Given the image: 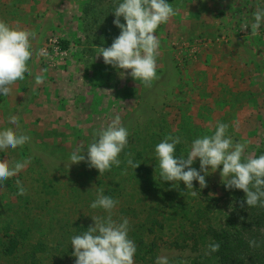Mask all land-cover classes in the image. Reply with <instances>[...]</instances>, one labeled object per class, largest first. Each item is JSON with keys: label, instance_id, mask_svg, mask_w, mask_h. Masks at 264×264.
Instances as JSON below:
<instances>
[{"label": "rangeland", "instance_id": "rangeland-1", "mask_svg": "<svg viewBox=\"0 0 264 264\" xmlns=\"http://www.w3.org/2000/svg\"><path fill=\"white\" fill-rule=\"evenodd\" d=\"M60 1L63 2L61 18L69 20L54 27L43 40L40 51L49 38L71 37L72 47L65 55H52L53 59L39 56V64L47 76L41 85H28L26 94L34 91L37 98L34 110H28L27 96L23 94L18 101L20 107L6 108V113L0 116V130L9 127L16 130V126L9 123V116L17 115L20 124L17 131L31 137L22 148L0 150V160L7 159L10 164L31 158V164L0 188V213L11 218L14 215L15 225L24 221L13 214L24 205L8 185L10 182L15 185L17 180L24 183L31 200L26 207L32 209L25 220L36 225V237H49L50 215L78 211L69 199L70 190L95 188L94 182L88 179L95 177L96 169L89 168L83 161L68 167L70 154L80 148L86 156L93 136L116 115L120 116L129 136L140 130L146 135L156 124L167 125L166 121L171 124L170 121L181 118L196 132L201 131L200 137L213 134L217 123L228 124V135L234 142H248L245 156H255L264 147V78L255 77L254 89L260 99L244 91L248 84L240 79L252 71L243 61L253 60L256 55L255 48L250 51L245 47V41L251 38L241 32L243 21L246 18L251 26L249 18L254 19L253 13L258 7L264 8V0H214V16L221 17L226 11L229 14L219 24L231 36L228 42L230 37L221 34L224 41L216 46L208 44L203 31L194 35L184 23L192 13L197 21H204L210 14L207 2L211 0H166L176 14L156 30L160 47L157 79L151 87L135 81L127 73L121 77L117 69L104 64L102 57L95 58L98 47L93 52L86 50L84 7L89 0H52V4L49 0H0V19L10 25L12 18L23 16L27 22L32 12L40 16ZM171 25L177 28L176 33L168 28ZM258 31L264 33L263 24ZM251 41L249 43L255 45ZM192 142L188 143V150ZM221 170L222 165L207 175L208 188L215 195L224 196L227 206L234 191L226 190L221 182ZM197 254L190 247L179 249L165 242H160L157 249V257L167 256L169 264H186Z\"/></svg>", "mask_w": 264, "mask_h": 264}, {"label": "trees", "instance_id": "trees-1", "mask_svg": "<svg viewBox=\"0 0 264 264\" xmlns=\"http://www.w3.org/2000/svg\"><path fill=\"white\" fill-rule=\"evenodd\" d=\"M117 2L89 0L85 5L87 51L109 47L119 35L120 30L113 24ZM121 22H124L123 18ZM60 43L63 48H68L70 41L63 39ZM170 122L156 124L146 135L140 130L128 136V146L119 156L120 166L113 165L102 175L96 169L95 177H89L95 188L85 187L81 191L72 188L69 199L78 211L68 210L62 216L50 215L48 238L36 237V225L25 220L32 209L26 207L31 203L28 195H17L16 184L6 183L23 202L24 207L13 214H18L24 221L15 225L14 215L11 218L0 213V264H75L71 237L94 225L91 217L107 216L102 209L90 207L100 189L104 195L119 202L113 210V219L129 220L128 237L136 245L134 264H155L160 242L179 249L190 247L198 252L186 264H264V208H248L246 203L241 207L246 194L237 189H232L231 203L226 206L224 196H217L208 188L207 176V186L203 189L198 181L193 182L194 189H186L183 182L161 179L156 145L166 136H179L181 143L176 145L175 155L186 156L188 143L200 138L201 132L193 130L191 124L183 123L181 118ZM260 155H264V147L255 157ZM129 158L139 163V167L128 166ZM192 166L199 170V160ZM193 191L197 195L193 196ZM250 240H256L260 246L250 247ZM213 242L221 244L220 250L205 255L208 245Z\"/></svg>", "mask_w": 264, "mask_h": 264}, {"label": "clouds", "instance_id": "clouds-1", "mask_svg": "<svg viewBox=\"0 0 264 264\" xmlns=\"http://www.w3.org/2000/svg\"><path fill=\"white\" fill-rule=\"evenodd\" d=\"M113 24L120 30L109 47H98L95 58L102 57L105 65H110L119 71L121 77L127 73L135 81L140 80L144 86L151 87L157 79V57L160 42L156 35L158 27L167 23L176 12L166 0H118L114 8ZM251 24V35L255 36L264 23V8L258 7ZM123 18V23L121 22ZM248 28L247 25L244 29ZM34 34L12 27L0 20V95L9 96L12 85L25 79V74L31 75L28 61L33 57L31 39ZM46 59H52L41 50L36 53ZM44 78L35 76V84L41 85ZM9 127L0 130V150L22 148L29 143L31 137L17 130L20 127L17 115L9 116ZM229 125L217 123L211 135H204L193 140L187 155L177 157L176 145L181 143L179 136H166L155 147L160 177L165 182H183L186 189H194L193 182L198 181L200 188L207 186L205 177L220 171L221 182L226 190H242L246 196L241 207L259 206L264 208V155L258 157L245 156L248 142H234L228 135ZM128 129L122 125L119 115H116L106 127H102L93 136V142L86 150V156L77 148L70 154L71 163H87L89 168H95L102 175L115 165L119 167L120 154L128 146ZM129 157L130 153L127 154ZM199 160V170L192 165ZM31 164V158L9 163L7 159L0 160V188L12 177L17 176ZM127 165L136 169L139 163L127 159ZM203 173V174H202ZM17 195H25L26 189L21 181H16ZM195 196L197 193L192 192ZM119 202L103 194L100 189L96 199L91 203L92 209H102L107 216H93L94 225H90L82 234L71 237L72 256L75 264H134L136 245L128 237L129 220L113 219V210ZM250 247H259L256 240L249 241ZM221 244L213 242L208 245L205 255L216 253ZM155 264H169L165 255L158 256Z\"/></svg>", "mask_w": 264, "mask_h": 264}, {"label": "crops", "instance_id": "crops-1", "mask_svg": "<svg viewBox=\"0 0 264 264\" xmlns=\"http://www.w3.org/2000/svg\"><path fill=\"white\" fill-rule=\"evenodd\" d=\"M207 1V0H206ZM50 4H52V0H49ZM62 3L63 2H59V4L57 6H55L53 9L52 7L50 9H52L51 11H47V13H44L40 16L37 15V13L32 12V16L30 17V20H28L27 22H24L25 19H23L22 17L20 18H12L11 24L10 26L12 27H19L21 29L27 30L31 33L34 34V38L31 39V45H32V50H33V57L32 59H30L27 63H28V67L31 71V75H28L27 73L25 74V79L24 80H19L17 82H15L14 85H12V92L9 96H3L0 95V116H3L6 113V108H9V110H12L14 108L20 107L18 101L20 99H22V95L26 94V92L28 91V85H36L35 84V76L36 75H41L44 77L47 76V72L44 70V68L39 64V56L36 55V53H39L40 51V46L43 42V40L45 39V37L51 33L54 29V27L59 24L62 21H68L69 19L67 18L66 20H64V18H61V7H62ZM208 7L210 9V14L207 17H204V21L203 19H200L199 21H197L198 19L196 18L195 14H191L189 15V19L187 20L188 22H186V20H184L185 24L190 27V31L194 34L197 35L198 33H201V31H203V35L205 37V40L208 41V44L210 46H216L219 45V43H222L224 40V36L226 35L229 36L230 38L227 39L226 41L229 42V40L231 39V36L229 35L230 32L225 31L223 26L221 27V25L219 24V21H222L224 18H228L229 14L226 11L225 14H223L220 18L215 15L214 16V12L215 9L212 7V5L216 4L214 0H211L210 3L207 2ZM223 4V3H222ZM216 8V7H215ZM54 10V12H53ZM30 14V13H29ZM219 18V19H218ZM254 18V16H253ZM250 21L253 23L254 19L249 18ZM3 20V19H0ZM181 20V19H178ZM247 19L244 18L243 21V25H247L250 26L247 21ZM264 25V23H262ZM179 26V24H177ZM181 26V25H180ZM262 26V25H261ZM200 27V28H198ZM203 27H206L205 30H203ZM58 28V27H57ZM168 28H170L172 31H174L175 33L177 32V28L175 26H169ZM181 29V28H180ZM224 30V31H223ZM251 28L249 27V32L245 35H243L244 37H250L251 42H254L255 45L249 43V41H245V47L250 51H253V48H255L256 51V55L255 58L253 60H245L243 61L244 66L248 67V69L250 68L252 71H249V74L247 76H245L247 79L245 80L243 77L240 78L242 79V81L245 84H248V86L245 87L246 92L251 93L253 96H255L257 99H260L261 96H259V92L257 94V90L254 89V86H256V81H255V77L257 78H264V33H260L259 31L257 32V34L255 36L251 35ZM242 32V31H241ZM224 33V36L221 37V34ZM68 34V33H67ZM82 36V35H81ZM70 41L69 46L72 47L71 45H73L72 41L70 40L71 37H67ZM222 41H221V40ZM249 39V38H248ZM225 41V42H226ZM248 44V45H247ZM226 46V44H224ZM74 47L77 48V44H74ZM73 47V48H74ZM229 50L231 52H233V50L231 49V47H229ZM75 50V49H73ZM259 51V52H258ZM71 59V58H70ZM73 60V59H71ZM249 63V64H248ZM44 70V71H43ZM247 82V83H246ZM264 93V92H263ZM31 94V95H30ZM25 96H27V101H26V107L28 108V110L30 111V108H33V110L36 108L37 106V98L36 96H34V91L33 93H31L29 91V94H26ZM24 98V97H23ZM256 101V99H255ZM32 121V120H30Z\"/></svg>", "mask_w": 264, "mask_h": 264}, {"label": "built area", "instance_id": "built-area-1", "mask_svg": "<svg viewBox=\"0 0 264 264\" xmlns=\"http://www.w3.org/2000/svg\"><path fill=\"white\" fill-rule=\"evenodd\" d=\"M244 26L245 25H243L242 33L247 34L249 32V28L244 29ZM69 48L70 46L68 48H63L59 39L49 38L48 43L43 47L42 50L46 51L49 54V56H51L53 59L52 55H58V54L65 55L67 54ZM44 59L47 60L45 57Z\"/></svg>", "mask_w": 264, "mask_h": 264}]
</instances>
